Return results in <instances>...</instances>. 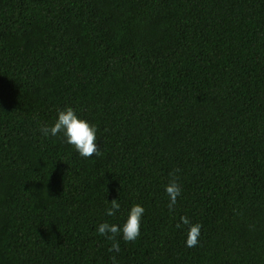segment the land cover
Masks as SVG:
<instances>
[{
	"label": "trees",
	"instance_id": "trees-1",
	"mask_svg": "<svg viewBox=\"0 0 264 264\" xmlns=\"http://www.w3.org/2000/svg\"><path fill=\"white\" fill-rule=\"evenodd\" d=\"M65 105L97 124L100 155L39 130ZM105 198L145 208L118 253L95 231L121 219ZM111 256L264 264V0H0V264Z\"/></svg>",
	"mask_w": 264,
	"mask_h": 264
},
{
	"label": "clouds",
	"instance_id": "clouds-1",
	"mask_svg": "<svg viewBox=\"0 0 264 264\" xmlns=\"http://www.w3.org/2000/svg\"><path fill=\"white\" fill-rule=\"evenodd\" d=\"M45 136L62 137V142L71 145L76 153L84 158L93 155H100V144L97 138V124L84 116L80 115L78 110L71 105H65L57 108L56 118L50 126H41L39 129ZM176 172L179 169L175 170ZM171 177L164 184V192L167 195V208L172 211L177 204V198L181 195V185L177 182L175 174L169 173ZM105 215L115 217L118 213L121 219L118 222H109L107 220L98 223L95 231L112 241L109 246V252L120 251L119 241L116 236L127 242H134L140 235L141 221L145 208L139 202L131 203L126 209L121 210V203L118 198L106 199ZM182 229L184 235V244L188 248L198 245L201 236L202 225L199 221H193L186 215H181L175 225ZM112 264H116V257L111 256Z\"/></svg>",
	"mask_w": 264,
	"mask_h": 264
}]
</instances>
